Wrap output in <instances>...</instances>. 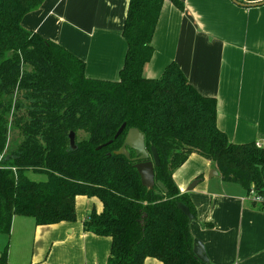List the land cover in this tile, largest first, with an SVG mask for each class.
<instances>
[{"label":"trees","instance_id":"trees-1","mask_svg":"<svg viewBox=\"0 0 264 264\" xmlns=\"http://www.w3.org/2000/svg\"><path fill=\"white\" fill-rule=\"evenodd\" d=\"M171 1L185 8L182 0ZM44 2L0 0V233H11L15 215L38 224L75 222L76 199L84 195L102 202V211L93 208L84 226L111 238L108 264H146L149 257L163 264H211L193 251L192 222L178 203L194 220L197 207L179 189L175 170L196 153L223 181L246 192L263 189L264 149L230 141L217 124V99L203 95L176 62L158 78L146 76L165 0H129L127 52L117 80L89 77L85 60L24 27V17ZM130 128L144 133L148 151L157 148L155 178L167 192L142 184L134 150L131 158L118 153ZM30 172L46 179L34 180ZM251 206L264 211V204Z\"/></svg>","mask_w":264,"mask_h":264},{"label":"crops","instance_id":"crops-1","mask_svg":"<svg viewBox=\"0 0 264 264\" xmlns=\"http://www.w3.org/2000/svg\"><path fill=\"white\" fill-rule=\"evenodd\" d=\"M182 1L183 10L171 0L163 4L146 76L158 78L176 62L203 95L217 99V124L230 141L264 145V4ZM239 1L258 4L264 0ZM128 4L129 0H45L22 23L85 60L89 77L117 80L127 52L123 27ZM206 161L209 168H215ZM199 174L175 177L181 192H189L197 207L201 220L192 223L191 229L205 244L210 263L264 264V225L260 226L264 211L243 197L211 189L207 176L202 188L197 190L204 177L190 189ZM100 203L85 214L93 208L101 212ZM85 214L78 215L77 210V221L55 224H38L31 216L15 215L0 264H108L111 238L87 230ZM204 221L213 226L205 228Z\"/></svg>","mask_w":264,"mask_h":264},{"label":"water","instance_id":"water-1","mask_svg":"<svg viewBox=\"0 0 264 264\" xmlns=\"http://www.w3.org/2000/svg\"><path fill=\"white\" fill-rule=\"evenodd\" d=\"M236 4L244 5V6H257L264 4L260 2L258 4H245L240 2L239 0H232ZM126 123H123L122 126L117 131L115 137H118L125 129ZM70 138V145L72 148L76 147V136L75 133L72 131L69 135ZM98 148H101L99 146ZM134 150L138 159L140 160L135 164L137 168L142 184L147 188L151 189L154 188L155 185H159L165 192L168 191L166 185L162 181H156L155 178V167H159L161 165V159L159 156V152L155 146H152L150 151H148L146 147L145 135L141 132L138 128H130L126 134L124 144L122 148L118 151L119 154L125 155L127 158H131V151ZM219 172L214 168L211 173L210 177L214 175H218ZM200 182L199 179L194 180L191 185L190 189L195 188V186ZM178 207L182 212L189 218L190 222L194 220V215L190 211L189 207L182 202L178 203ZM193 251L195 255L206 263H210V258L206 250L205 244L198 239L194 240Z\"/></svg>","mask_w":264,"mask_h":264},{"label":"rangeland","instance_id":"rangeland-1","mask_svg":"<svg viewBox=\"0 0 264 264\" xmlns=\"http://www.w3.org/2000/svg\"><path fill=\"white\" fill-rule=\"evenodd\" d=\"M194 154V153H193ZM192 154V155H193ZM196 154V153H195ZM190 156L188 158V160L185 162V164L179 168H177L175 170V174L174 177L177 175H181V179L188 177V175H191L193 173H202L204 176V181L201 182V184L197 187V190H199L200 188H202L206 181H205V177H209V180L207 182H210V184L212 185L211 189H219V191H223V192H227L229 194L232 195H236L245 199H249L248 196V192H246L244 189H242L238 184L235 183H229V182H225L222 180V177L220 175L210 179V173L213 169L209 168V165L207 163V159L203 158L201 155H195V156ZM211 169V170H210ZM29 176L34 179V180H45L46 176L44 174H36V173H29ZM175 181L176 177L174 178ZM193 181V180H192ZM177 183V182H176ZM192 183V182H191ZM191 183L189 185H191ZM216 184V185H214ZM226 191H225V190ZM201 197V203H204L203 197H205V194H200ZM100 201H98L97 199H93L91 197L88 196H79L77 199V210H78V215L81 214H85L90 208L93 207V205H95L94 207H99L100 206ZM85 217H87V214H85ZM200 217L197 215V219L193 220L192 223H194V225L199 224L200 223ZM191 223V224H192ZM264 225V221L260 222V226ZM260 230H262V227H260ZM195 239L200 240L198 237L194 236ZM9 242V236H6V234H2L0 233V252L2 253L5 250V247L8 245ZM146 264H163L162 262H160L159 260H157L156 258L153 257H149L147 259V263Z\"/></svg>","mask_w":264,"mask_h":264},{"label":"built area","instance_id":"built-area-1","mask_svg":"<svg viewBox=\"0 0 264 264\" xmlns=\"http://www.w3.org/2000/svg\"><path fill=\"white\" fill-rule=\"evenodd\" d=\"M256 146L258 148L264 149V145L262 142L257 141L256 142ZM248 196H249V201L252 202H256L258 204H264V188L263 189H256L254 186L250 189V191L248 192Z\"/></svg>","mask_w":264,"mask_h":264}]
</instances>
